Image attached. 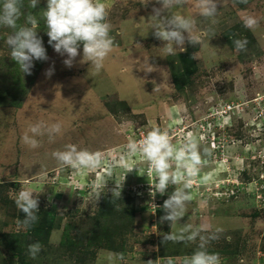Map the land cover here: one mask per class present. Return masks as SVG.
<instances>
[{
	"label": "rangeland",
	"instance_id": "374dc122",
	"mask_svg": "<svg viewBox=\"0 0 264 264\" xmlns=\"http://www.w3.org/2000/svg\"><path fill=\"white\" fill-rule=\"evenodd\" d=\"M28 2L24 0L22 11L37 14L36 31L48 59L34 60L31 74L22 73L6 44L12 30L0 26V264H146L149 259L181 264L197 249L199 238L161 241L164 233H178L186 225L203 236L216 235L207 250L219 255L220 264H239L241 259L264 264V51L236 64L235 54L221 42L212 55L199 57L192 75L178 87L157 57L154 71L146 72L140 62L144 77L136 83L126 74L109 79L108 86H100L108 87L104 93L89 85L83 63L66 67V55L48 44L39 16L46 0L35 9ZM142 2L115 6L122 18H145L149 12L140 7H153L156 1ZM263 6L261 0L258 7ZM107 20L115 23V15ZM17 23L24 24V16ZM49 68L53 73L46 76ZM111 93L130 98L137 108L131 110ZM39 121L61 123L62 134L53 142L46 134L37 136L40 146L31 149L22 136ZM157 127L169 133L174 145L192 133L201 150L209 149L199 173L186 178L192 200L183 218L170 225L160 217L175 186L153 197L155 173L141 153L129 155L127 150L135 134L144 136ZM68 144L101 153L100 167H62L51 153ZM118 184L119 197L112 192ZM21 189L31 190L38 200L39 218L31 231L16 223L23 218L15 204ZM44 212L59 218L54 238L39 228ZM34 242L42 249L32 259L28 245ZM110 253H122L123 261H110Z\"/></svg>",
	"mask_w": 264,
	"mask_h": 264
},
{
	"label": "clouds",
	"instance_id": "9594fccd",
	"mask_svg": "<svg viewBox=\"0 0 264 264\" xmlns=\"http://www.w3.org/2000/svg\"><path fill=\"white\" fill-rule=\"evenodd\" d=\"M236 3H247V0H235ZM40 0H29L28 7L37 8ZM148 0H145V5ZM160 7H153L149 16V28L153 30L155 38L163 41V51L173 54L183 47L187 41L190 44L197 42L194 32L197 30L196 21L190 17L175 13L173 9L183 8L187 0H156ZM199 14L205 20L211 19L215 23L218 14L217 0H196ZM24 0H0V26L11 29L7 35L6 44L10 49V58L19 65L24 74H31L33 61H45L48 59L42 39L38 36L37 14L33 12L24 13ZM107 10L100 0H46V6L40 9L39 16L46 26L48 44L61 56L66 55L63 63L66 67H72L75 58L80 55L79 49L82 46L81 63H90L96 72H99L105 59L112 52L114 40L110 36L111 24L107 22ZM24 16L25 23L18 25V20ZM258 19L253 16H246L245 27L253 29L258 26ZM247 39L234 38L233 44L237 52L247 50ZM146 72L154 71L147 63L143 67ZM53 69L46 70V76H51ZM31 133V135H29ZM47 135L49 142H53L55 136L62 134V124H46L39 121L29 125V129L22 136V142L31 149L40 146L37 136ZM129 153H141L150 164L151 170L155 173L156 182L151 185V195L156 193L164 195L169 186H175L174 190L163 201V215L160 222H167L169 225L179 223L187 203L192 200L188 188L191 178L199 173L204 155L209 154L208 148L201 147L198 141L189 133L187 138L179 146L174 145L167 131L159 127L148 131L139 141L131 140L127 144ZM52 157L62 166L72 169H95L100 167L102 156L99 152H92L87 149H78L77 146L68 144L64 150H55ZM175 162V168L173 167ZM130 167L128 172L132 171ZM205 180L208 177L204 178ZM183 182L182 187H178ZM122 184L116 185L112 190L118 197ZM17 208L23 213L22 219H17L18 228L27 230L38 220V200L33 197V192L28 189L18 191L15 199ZM154 208H157L153 204ZM203 228L207 229L208 225ZM221 231L217 229L216 232ZM199 238L200 243L197 249L189 256L183 257L181 264H220L217 253L207 250L209 240L217 238L215 234L203 236L200 230H193L192 225L184 226L178 233H164L162 243L168 241L185 242L195 241ZM42 245L34 242L28 245L30 258L35 259L41 251ZM118 258L123 261L122 253H110L108 259L111 261ZM146 264H155L151 259ZM168 264H172L171 261ZM239 264H245L241 259Z\"/></svg>",
	"mask_w": 264,
	"mask_h": 264
},
{
	"label": "crops",
	"instance_id": "0c3cea01",
	"mask_svg": "<svg viewBox=\"0 0 264 264\" xmlns=\"http://www.w3.org/2000/svg\"><path fill=\"white\" fill-rule=\"evenodd\" d=\"M125 1H143L142 3H145V0H100L106 7L107 16L115 15V23L107 20L112 26L110 36L114 40V47L105 59L104 66L99 72H96L94 67L88 62L83 63L82 70V74L86 75L87 79H91L89 85L94 88H101L100 92H108V87L102 88L100 86H108L109 79L120 78L123 74H126L133 83H136L137 80H140V77H144V75L141 76L140 74V62H145V64L147 63L153 69H156L154 61L157 57L159 58V63H161L160 66L168 74L170 83L178 87L192 75L199 57L212 55L213 46L221 42L231 54H235L236 64H240L247 57L253 56L252 54H257L258 50L264 51V6L258 7L261 0H247V3H236L235 0H217L218 14L215 17V23L211 19L205 20L200 16L196 0H187V3L181 8L182 11L179 14L196 21L197 30L194 32V35L197 37V42L190 44L186 41L183 46L185 50L181 52L177 49L173 54H167L163 51L164 42L155 38L153 30L149 28L150 21H148V18L152 14V8L160 7V5L155 2L152 3L153 7H140V10H147L149 12V14H143L145 18L141 15H135V18L134 15L122 18L121 11L115 5L116 3L123 4ZM154 1L156 0H152V2ZM249 15L257 18L259 21L258 26L253 29L245 27L244 24L246 16ZM234 38H246L248 41L247 50L237 52L233 44ZM79 52L80 55L74 61L75 66H77L76 63L78 65L82 64L80 62L83 56L82 46ZM110 73L114 75H110ZM111 94L117 97L115 99L118 102L124 103L131 110L137 108L135 105H130V102H132L129 100L130 98L121 99L118 94ZM44 219V222L50 226L48 232L49 238H54L59 218L55 214H46ZM29 230L27 229V231Z\"/></svg>",
	"mask_w": 264,
	"mask_h": 264
},
{
	"label": "trees",
	"instance_id": "16d2710c",
	"mask_svg": "<svg viewBox=\"0 0 264 264\" xmlns=\"http://www.w3.org/2000/svg\"><path fill=\"white\" fill-rule=\"evenodd\" d=\"M14 73V72H13ZM46 214H45V212H44V214H42L41 215V217H40V219H39V228L40 229H43L44 231H45V234L46 235H48V232H49V229H50V226L46 223V222H44V216H45ZM28 229H30L29 231H31L32 230V226L30 227V228H28ZM33 231L34 232H39V230H37L36 228L35 229H33Z\"/></svg>",
	"mask_w": 264,
	"mask_h": 264
},
{
	"label": "built area",
	"instance_id": "2783aa9c",
	"mask_svg": "<svg viewBox=\"0 0 264 264\" xmlns=\"http://www.w3.org/2000/svg\"><path fill=\"white\" fill-rule=\"evenodd\" d=\"M143 138V135H142V133H137V134H135L134 135V138H133V140H136V141H139L140 139H142ZM138 155V154H140V153H129V155ZM136 155V156H137Z\"/></svg>",
	"mask_w": 264,
	"mask_h": 264
}]
</instances>
